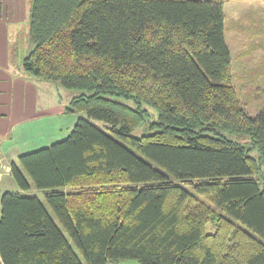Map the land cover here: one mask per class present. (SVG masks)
I'll list each match as a JSON object with an SVG mask.
<instances>
[{
	"label": "trees",
	"instance_id": "1",
	"mask_svg": "<svg viewBox=\"0 0 264 264\" xmlns=\"http://www.w3.org/2000/svg\"><path fill=\"white\" fill-rule=\"evenodd\" d=\"M226 1L31 0L22 66L83 91L67 110L85 117L11 162L0 264H264V108L232 85ZM143 105L152 132L132 136Z\"/></svg>",
	"mask_w": 264,
	"mask_h": 264
},
{
	"label": "crops",
	"instance_id": "2",
	"mask_svg": "<svg viewBox=\"0 0 264 264\" xmlns=\"http://www.w3.org/2000/svg\"><path fill=\"white\" fill-rule=\"evenodd\" d=\"M30 5L31 0H0V184L5 185L1 186L2 193L17 191L10 181V164L18 155L65 138L75 121L85 117L84 112H76L73 119L67 118L61 104L44 99L42 81L31 77L22 66L23 58L32 49L28 35ZM133 262L107 264L136 263Z\"/></svg>",
	"mask_w": 264,
	"mask_h": 264
},
{
	"label": "rangeland",
	"instance_id": "3",
	"mask_svg": "<svg viewBox=\"0 0 264 264\" xmlns=\"http://www.w3.org/2000/svg\"><path fill=\"white\" fill-rule=\"evenodd\" d=\"M224 16V37L231 55L232 85L236 90L241 107L249 116L254 117L264 108V0H227L224 3ZM29 75L35 77L31 74ZM39 81L44 83L39 82L41 83L44 99L54 100L61 104L66 110L67 118L73 119L76 112H69L67 109L70 107L71 99L83 93V91L65 88L45 79H40ZM113 98L134 106L132 99H125L120 96H114ZM143 107L147 109L148 117L145 118L141 125L134 128L131 132L132 136L139 137L142 134L152 132L149 129V123L155 121L156 111L146 105H143ZM90 121L105 130L106 124L104 122L95 119H90ZM105 131L108 132V130ZM217 133L246 147L249 146V137L247 135L227 130H218ZM250 153L252 155L256 154V152L251 150ZM10 181L11 183L13 182L14 189L21 191L13 179H10ZM2 184H0V189ZM44 192V190L35 187L22 191L26 195L36 196L40 199L49 214L54 218L52 211L45 203ZM1 193L2 191L0 190V195ZM215 229L214 220L207 223L206 231L208 233H213ZM135 264L138 263L136 262Z\"/></svg>",
	"mask_w": 264,
	"mask_h": 264
}]
</instances>
